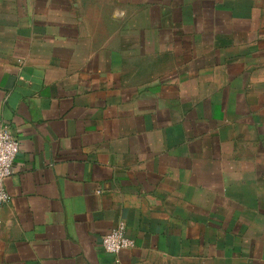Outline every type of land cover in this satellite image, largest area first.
<instances>
[{
    "label": "crops",
    "instance_id": "1",
    "mask_svg": "<svg viewBox=\"0 0 264 264\" xmlns=\"http://www.w3.org/2000/svg\"><path fill=\"white\" fill-rule=\"evenodd\" d=\"M0 121V264H264V0H0Z\"/></svg>",
    "mask_w": 264,
    "mask_h": 264
},
{
    "label": "built area",
    "instance_id": "2",
    "mask_svg": "<svg viewBox=\"0 0 264 264\" xmlns=\"http://www.w3.org/2000/svg\"><path fill=\"white\" fill-rule=\"evenodd\" d=\"M20 151V142L12 133L9 124L0 121V209L8 202L10 195L5 187V180L13 172L14 161ZM104 250L119 254L122 250L135 246V240L126 233V223L121 221L102 237Z\"/></svg>",
    "mask_w": 264,
    "mask_h": 264
}]
</instances>
